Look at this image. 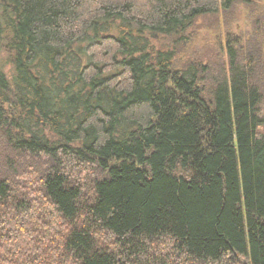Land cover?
<instances>
[{
	"label": "trees",
	"instance_id": "16d2710c",
	"mask_svg": "<svg viewBox=\"0 0 264 264\" xmlns=\"http://www.w3.org/2000/svg\"><path fill=\"white\" fill-rule=\"evenodd\" d=\"M263 104L260 0H0V264H264Z\"/></svg>",
	"mask_w": 264,
	"mask_h": 264
},
{
	"label": "rangeland",
	"instance_id": "374dc122",
	"mask_svg": "<svg viewBox=\"0 0 264 264\" xmlns=\"http://www.w3.org/2000/svg\"><path fill=\"white\" fill-rule=\"evenodd\" d=\"M260 4L264 6V0H260ZM250 30L248 10L241 3L226 18L221 13L200 18L185 34L178 59L198 57L203 63H225L227 36L236 37L243 44ZM260 114L264 118V104Z\"/></svg>",
	"mask_w": 264,
	"mask_h": 264
}]
</instances>
